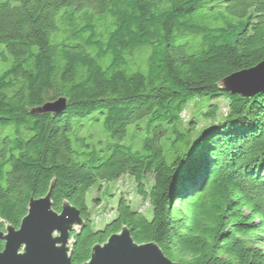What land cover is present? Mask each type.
Masks as SVG:
<instances>
[{
    "label": "trees",
    "instance_id": "16d2710c",
    "mask_svg": "<svg viewBox=\"0 0 264 264\" xmlns=\"http://www.w3.org/2000/svg\"><path fill=\"white\" fill-rule=\"evenodd\" d=\"M67 9L86 24L53 42ZM137 51L145 71L126 60ZM263 61L264 0H0V128L33 133L0 163V218L18 229L55 180L54 209L68 201L87 222L73 234V264L123 227L175 263L264 264V93L246 99L220 86ZM61 98L58 114L36 112ZM221 99L228 114L218 119ZM192 100L195 116L180 129ZM201 120L213 124L190 148ZM141 122L140 147L120 144ZM98 127L118 143L92 147L81 132ZM123 177L153 217L123 193L116 215L96 226L88 192Z\"/></svg>",
    "mask_w": 264,
    "mask_h": 264
},
{
    "label": "water",
    "instance_id": "95a60500",
    "mask_svg": "<svg viewBox=\"0 0 264 264\" xmlns=\"http://www.w3.org/2000/svg\"><path fill=\"white\" fill-rule=\"evenodd\" d=\"M220 86L223 91L246 99L264 93V61L249 70L233 73L223 79ZM65 103V99L61 98L36 112L58 114L65 107ZM210 126L198 127L203 131L194 139L195 133L192 135L189 139L190 148ZM185 137L188 136L184 135L183 138ZM54 188L55 180L51 182L44 197L30 201L27 215L18 229L0 218V241L4 242V249L0 252V264H73V234L79 235L86 228L87 222L81 217L80 211L68 201L62 203L61 212L54 209ZM84 264L181 263H175L166 257L157 243H136L129 229L123 227L104 244L95 245L90 260Z\"/></svg>",
    "mask_w": 264,
    "mask_h": 264
},
{
    "label": "rangeland",
    "instance_id": "374dc122",
    "mask_svg": "<svg viewBox=\"0 0 264 264\" xmlns=\"http://www.w3.org/2000/svg\"><path fill=\"white\" fill-rule=\"evenodd\" d=\"M84 17V12L82 13H76L75 15H72L71 9H67L61 12V14L57 17V27L58 29H61L62 32L60 33L59 37L57 39L52 38V41L55 40H61L64 38H67V35L69 32L73 29H78L82 25L86 24V20ZM109 23L106 22L101 28H99L100 31L105 32L108 30ZM68 30L67 34L63 33V31ZM119 45L117 44V47ZM138 52V51H137ZM133 55H128L126 57V60L132 66L133 68H141L142 70H147L148 67V56L145 55L143 52H138ZM6 68V65H0V72ZM197 102L195 100H192L189 104L188 109L180 116L182 120L181 128H187L189 123L193 120L196 110H195V104ZM228 100H219L215 103L219 108V113L217 118L225 117L228 114ZM212 122V123H211ZM196 130L198 127L202 126H209L213 124V120H201L200 122H197ZM140 125V128L138 126ZM212 126V125H211ZM91 135L87 132V130H83L81 132V135L87 139L89 144L92 145V147L96 148L99 142V146L101 147L102 144L105 145L107 142L118 143L115 141L110 134L105 132L102 127L93 128L90 130ZM203 129H198L197 132H195V135L193 136V139L202 132ZM148 128L146 127L145 122H141L138 125H133L128 128V132L126 135L125 140L120 143L123 144L125 147H128L132 145L134 148H139L141 145V140L147 136L148 134ZM169 134V133H168ZM25 136L26 139H29L33 133L26 131L23 128H20L16 125H10L8 127L0 128V140L1 139H7L8 146L6 148V153L3 147L0 146V163H4L7 159L9 160L12 155H18V151H15V145L16 142L21 136ZM163 135V134H162ZM161 135V136H162ZM174 138V136H173ZM7 143V142H6ZM100 143H102L100 145ZM3 145V143H0V145ZM6 147V145H5ZM6 158L3 159V157ZM145 185L146 191L149 190V187L153 184V181L151 178H147ZM124 194L126 198H128L131 201V204L133 207L142 213H144L148 219H151L153 217V210L149 205V201L144 199V197L139 196L137 192V184L136 182L129 177H123L120 178L117 181L109 182V183H103L101 185V189L99 187L92 188L88 194H87V203L90 206V209L93 213V218H95V221L97 222L96 226H101L104 221L103 220H109L113 218L116 215V207L117 203L120 199V197ZM98 197L99 202H93V200Z\"/></svg>",
    "mask_w": 264,
    "mask_h": 264
}]
</instances>
